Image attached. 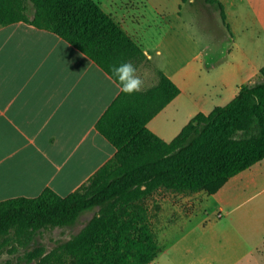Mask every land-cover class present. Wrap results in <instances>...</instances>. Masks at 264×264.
<instances>
[{
  "label": "crops",
  "instance_id": "0c3cea01",
  "mask_svg": "<svg viewBox=\"0 0 264 264\" xmlns=\"http://www.w3.org/2000/svg\"><path fill=\"white\" fill-rule=\"evenodd\" d=\"M96 1L181 89L148 124L167 142L198 113L230 103L264 67L247 81L239 80L236 68H223L211 86L201 73L221 66V58L207 66L192 54L187 36L178 67L176 43L161 28L167 12L156 2ZM120 93L111 76L57 34L26 22L0 26V202L34 198L47 187L66 197L112 159L116 148L97 123ZM209 200L215 207L164 220L167 230L158 236L162 252L151 264H264V159ZM174 225L180 234L170 236Z\"/></svg>",
  "mask_w": 264,
  "mask_h": 264
},
{
  "label": "trees",
  "instance_id": "16d2710c",
  "mask_svg": "<svg viewBox=\"0 0 264 264\" xmlns=\"http://www.w3.org/2000/svg\"><path fill=\"white\" fill-rule=\"evenodd\" d=\"M205 1L226 22L223 2ZM16 22L57 34L118 85L114 65L151 62L96 0H0V26ZM156 71L157 85L133 95L121 92L98 121L116 154L83 185L66 197L47 187L34 198L0 202V252L14 243L27 248L44 230L74 226L96 210L78 234L51 252L26 251L22 264H67L69 258L73 264H151L162 252L146 205L153 193L215 194L264 159V67L230 103L198 113L171 142L148 124L181 89Z\"/></svg>",
  "mask_w": 264,
  "mask_h": 264
},
{
  "label": "rangeland",
  "instance_id": "374dc122",
  "mask_svg": "<svg viewBox=\"0 0 264 264\" xmlns=\"http://www.w3.org/2000/svg\"><path fill=\"white\" fill-rule=\"evenodd\" d=\"M152 1L158 4L159 9L167 12L168 21L163 23L161 28L163 34L169 31V41L174 40L176 43L177 51L180 53L178 67L183 60L182 53L186 52L183 48L187 47L185 41L187 36L191 42L189 47H193L192 54L200 55L205 59L207 66L210 60L221 58V66L218 65L216 69H205L201 73V77L211 86L214 79L216 82L219 81L218 75L223 68L228 69L230 66L236 68L240 73L239 80L247 81L252 72H258L264 65V0H225L230 11V17L226 22L221 11L211 8L205 0H188L185 3L182 0ZM257 10L260 12L258 15ZM230 25L234 29L233 35L230 33ZM156 68L148 61L138 65V75L144 81L142 90L158 84L160 76ZM216 82L214 91L219 87ZM217 100L221 99L218 97ZM211 195L209 192L182 194L164 189L153 193L146 205L150 209L151 224L157 236L167 230L165 219L172 220L196 214L203 210L205 205L215 207V203L209 200ZM95 215L96 210H89L82 214L74 226L46 229L27 248L19 243H14L15 247L9 245L0 252V264H22L21 258L25 252L36 247H44L48 252L53 251L59 243L78 234ZM176 227L178 226L169 230L170 236L180 234ZM165 237L161 238L162 243L166 241ZM67 264H73V260L69 258Z\"/></svg>",
  "mask_w": 264,
  "mask_h": 264
},
{
  "label": "clouds",
  "instance_id": "9594fccd",
  "mask_svg": "<svg viewBox=\"0 0 264 264\" xmlns=\"http://www.w3.org/2000/svg\"><path fill=\"white\" fill-rule=\"evenodd\" d=\"M112 72L120 85V91L126 95H133L142 91L143 79L138 75L137 68L131 62H123L112 67Z\"/></svg>",
  "mask_w": 264,
  "mask_h": 264
}]
</instances>
